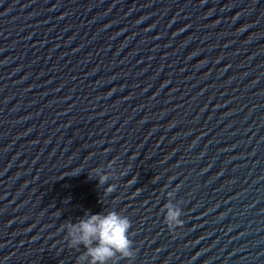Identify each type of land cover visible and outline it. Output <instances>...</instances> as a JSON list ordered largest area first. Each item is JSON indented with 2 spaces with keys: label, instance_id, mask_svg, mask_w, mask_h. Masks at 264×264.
<instances>
[{
  "label": "clouds",
  "instance_id": "9594fccd",
  "mask_svg": "<svg viewBox=\"0 0 264 264\" xmlns=\"http://www.w3.org/2000/svg\"><path fill=\"white\" fill-rule=\"evenodd\" d=\"M109 164L108 169L113 168ZM100 185H104L114 177V170L102 172L101 168L93 170ZM125 175L124 172L120 173ZM116 185L111 184L106 191L111 193ZM175 190L167 193L168 201L164 204L162 212H165L164 223L170 231L183 227L181 219L183 212L179 203H174ZM131 220L116 210L106 213L85 214L76 223L67 222L62 225L66 229L65 239L68 247L79 250L82 245L83 251L77 258L76 264H117L120 259L131 261L135 257L133 240L130 238Z\"/></svg>",
  "mask_w": 264,
  "mask_h": 264
}]
</instances>
